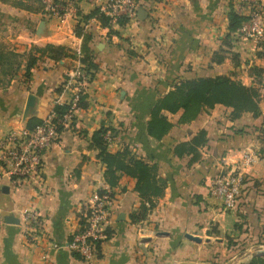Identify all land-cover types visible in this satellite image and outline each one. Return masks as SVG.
I'll return each mask as SVG.
<instances>
[{"label":"crops","instance_id":"crops-1","mask_svg":"<svg viewBox=\"0 0 264 264\" xmlns=\"http://www.w3.org/2000/svg\"><path fill=\"white\" fill-rule=\"evenodd\" d=\"M159 1L150 12L143 0L136 18L111 28L95 19L89 22L88 45L99 69L87 85L73 127L62 130L59 143L44 153L40 182L12 186L5 181L0 191V264H242L264 244V57L257 56L260 48L254 41L228 31L229 0ZM93 9L89 0L78 2L82 16ZM76 25L71 16L61 19L0 1V34L21 51L46 44L77 51L82 38L75 34ZM217 53L221 61L214 60ZM74 65L70 57L46 60L26 75L24 59L15 74L0 75V135L41 120ZM254 68L262 74L255 75ZM219 75L258 87L257 112L231 119V108L216 104L181 123L180 111H164L172 127L161 139L147 134L152 105L174 81ZM101 125L113 128L112 150L127 146L136 157L156 164L167 181L163 196L143 220L131 222L129 217L141 203L135 179L118 172L117 186L110 188L105 181V165L98 149L90 146ZM202 129L206 141L198 160L174 154L176 144ZM245 150L256 152L257 160L246 169L239 206L227 211L210 196L208 184L223 170V159L232 161ZM107 188L120 192L111 233L98 257L85 261L66 245L78 228L84 202L93 191ZM28 206L44 221L35 245L22 234L21 213Z\"/></svg>","mask_w":264,"mask_h":264},{"label":"built area","instance_id":"built-area-1","mask_svg":"<svg viewBox=\"0 0 264 264\" xmlns=\"http://www.w3.org/2000/svg\"><path fill=\"white\" fill-rule=\"evenodd\" d=\"M43 4L42 13L58 18L73 17L77 24L87 31V26L95 17L85 19L78 10L80 0H40ZM94 4L99 14L108 17L110 28L119 18L127 21L137 17L143 0H89ZM150 12L159 0H147ZM233 10L244 16V20L235 30L239 37H245L255 42L257 46L264 44V8L262 0H232ZM79 54V50L76 51ZM94 77H92L93 79ZM82 69L78 60L66 74L61 85V93L53 100L48 113L32 127L22 124L13 127L0 135V191L7 181L12 186L31 185L40 182L43 173L44 153L53 145L59 143L62 130L72 128L77 114L82 108L80 99L86 93L87 85L92 80ZM66 96L62 97V95ZM56 105H66L61 114L55 110ZM111 143L110 132L104 134ZM257 160L256 152L245 150L241 156L232 161L222 160L223 170L214 175L209 184L210 196L220 202L222 208L234 211L239 206L243 191L246 169ZM104 193L93 191L83 204L78 228L73 232L66 247L85 261L98 257L101 243L107 236L112 223V213L118 204V196L110 188ZM22 234L27 243L35 245L43 232L44 221L34 206L23 208L21 213ZM4 219L0 215V228ZM264 244L255 249L263 248ZM249 254L253 255L250 251Z\"/></svg>","mask_w":264,"mask_h":264},{"label":"trees","instance_id":"trees-1","mask_svg":"<svg viewBox=\"0 0 264 264\" xmlns=\"http://www.w3.org/2000/svg\"><path fill=\"white\" fill-rule=\"evenodd\" d=\"M1 2L16 8L30 12H42L43 4L40 0H0ZM230 2L228 14V31H235L244 16L237 14L233 10V2ZM85 19L90 17L97 18L102 25L108 24V17L99 14L94 8ZM126 18H119L118 23L124 24ZM1 31V28H0ZM75 34L82 38L79 54L76 51L55 44L44 46L31 45L28 51H21L16 44L11 43L0 34V75L10 77L21 67L22 61L26 60V75L30 70L39 65L42 61H58L65 57L78 60L82 69L91 77L99 69L98 63L94 60L93 51L88 45L91 35L83 31L82 27L75 26ZM257 56L264 57V44L260 46ZM220 54H215V61H221ZM255 75H261L263 70L254 68ZM57 91L61 90V85ZM86 94L80 99L81 107L84 106ZM260 90L256 86L243 84L239 80L231 79L227 76L197 77L193 79H178L172 83V88L160 96L152 105L149 118L146 122V132L155 139H161L172 127V122L163 114L164 111L176 113L180 111L179 122L186 123L196 117L202 110L213 108L216 104H221L231 108L230 118H239L245 112L256 113L259 109ZM66 105H56L55 110L58 114L64 112ZM40 120L29 121L27 125L32 127ZM113 128L101 125L91 135L90 146L98 149V158L105 165L104 178L110 188H114L119 183L120 175L118 172L135 179L134 189L141 197V203L137 210L131 212V222H137L146 218L149 211L154 207L156 200L163 196L167 181L159 176L158 166L150 164L131 153V150L124 146L112 150L110 143L104 138L107 132L112 133ZM206 141L205 130H199L190 140L176 144L173 152L177 156L191 155V161L200 158L199 148ZM104 193V189L97 190ZM115 195L120 192L113 191ZM78 221L82 220L78 216ZM107 230V237L110 235ZM242 264H264V256H251Z\"/></svg>","mask_w":264,"mask_h":264},{"label":"water","instance_id":"water-1","mask_svg":"<svg viewBox=\"0 0 264 264\" xmlns=\"http://www.w3.org/2000/svg\"><path fill=\"white\" fill-rule=\"evenodd\" d=\"M141 10V9H140ZM139 10V11H140ZM32 99H33V96L30 95L28 97V101H27V105H31L32 104ZM8 222L10 223H14L15 221L13 220H9ZM186 237L191 239V240H194V241H200V238L199 237H196V236H192L190 234H186ZM253 255H256V256H264V248H260V249H255L253 250Z\"/></svg>","mask_w":264,"mask_h":264}]
</instances>
